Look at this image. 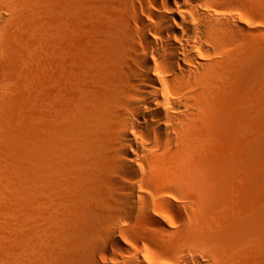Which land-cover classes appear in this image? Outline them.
<instances>
[{"label":"bare ground","instance_id":"6f19581e","mask_svg":"<svg viewBox=\"0 0 264 264\" xmlns=\"http://www.w3.org/2000/svg\"><path fill=\"white\" fill-rule=\"evenodd\" d=\"M86 1L96 2L91 15L101 19L102 30L77 71L69 61L68 19ZM97 1L62 0L50 10L46 58V35L33 31L44 25L38 0H0V133L10 136L16 69L44 66L52 91L38 95L40 103L74 120L67 136L76 161L65 170L70 182L86 187L77 200L90 197L112 218L108 237L96 238L95 248L110 263L118 221L166 235L189 228L194 201L182 195L193 178L181 162L203 146L213 98L226 90L236 59L256 57L260 34L254 0L244 8L237 0H105L112 10ZM128 264L210 263L196 249H182L166 258L135 254Z\"/></svg>","mask_w":264,"mask_h":264},{"label":"rangeland","instance_id":"374dc122","mask_svg":"<svg viewBox=\"0 0 264 264\" xmlns=\"http://www.w3.org/2000/svg\"><path fill=\"white\" fill-rule=\"evenodd\" d=\"M61 1L38 0L44 25L33 31L46 35V58L51 47L47 22ZM237 1V7L244 8L247 0ZM254 1L257 55L251 61L236 59L226 90L213 98L201 128L203 146L181 162L193 178L182 195L194 201V211L186 217L189 228L166 235L133 221H118L110 263L95 248L96 238L108 237L112 218L99 211V203L92 205L90 197L78 201L86 187L69 179L68 162L76 160L68 153L67 132L74 120L40 103L38 95L43 98L52 91L44 66L16 69L10 136L0 133V264H128L135 254L166 258L182 249H196L210 264H264V5ZM97 2L103 7L111 3ZM91 3L74 6L68 19L69 61L77 71L89 60L102 30L101 19H92L96 2ZM83 169L80 164L81 173Z\"/></svg>","mask_w":264,"mask_h":264}]
</instances>
